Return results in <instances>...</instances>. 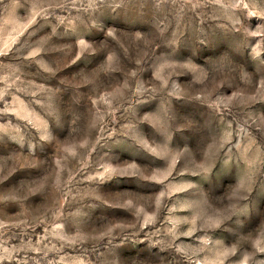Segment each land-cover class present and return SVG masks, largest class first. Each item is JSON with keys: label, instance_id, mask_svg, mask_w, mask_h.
<instances>
[{"label": "clouds", "instance_id": "1", "mask_svg": "<svg viewBox=\"0 0 264 264\" xmlns=\"http://www.w3.org/2000/svg\"><path fill=\"white\" fill-rule=\"evenodd\" d=\"M0 264H264V0H0Z\"/></svg>", "mask_w": 264, "mask_h": 264}]
</instances>
